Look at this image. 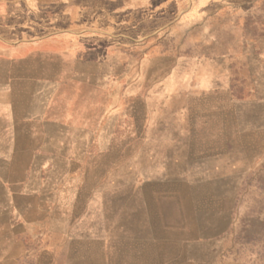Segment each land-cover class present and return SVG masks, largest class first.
<instances>
[{
    "label": "crops",
    "instance_id": "obj_1",
    "mask_svg": "<svg viewBox=\"0 0 264 264\" xmlns=\"http://www.w3.org/2000/svg\"><path fill=\"white\" fill-rule=\"evenodd\" d=\"M194 7L0 0V264H210L193 200L162 196L192 187L135 186L128 171L92 168L97 147L119 144L128 99L160 81L146 66L162 35H177Z\"/></svg>",
    "mask_w": 264,
    "mask_h": 264
},
{
    "label": "rangeland",
    "instance_id": "obj_2",
    "mask_svg": "<svg viewBox=\"0 0 264 264\" xmlns=\"http://www.w3.org/2000/svg\"><path fill=\"white\" fill-rule=\"evenodd\" d=\"M211 1L218 8L194 0L177 35H162L146 66L160 81L128 99L119 144L97 147L92 168L128 171L135 186L192 187L162 196L193 200L210 264H264V0Z\"/></svg>",
    "mask_w": 264,
    "mask_h": 264
}]
</instances>
